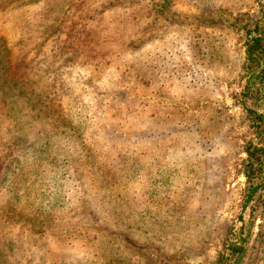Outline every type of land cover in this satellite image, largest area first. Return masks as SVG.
<instances>
[{"label": "rangeland", "instance_id": "obj_1", "mask_svg": "<svg viewBox=\"0 0 264 264\" xmlns=\"http://www.w3.org/2000/svg\"><path fill=\"white\" fill-rule=\"evenodd\" d=\"M240 15L264 0H0V264H264Z\"/></svg>", "mask_w": 264, "mask_h": 264}, {"label": "trees", "instance_id": "obj_2", "mask_svg": "<svg viewBox=\"0 0 264 264\" xmlns=\"http://www.w3.org/2000/svg\"><path fill=\"white\" fill-rule=\"evenodd\" d=\"M224 21L229 26L245 32V68L248 79L244 85L242 96L245 101L252 102L254 106L261 109L264 106V19L251 15H240L224 19ZM249 115L252 116L253 122L260 129V133L264 134V117L257 114L256 111L250 112ZM246 152L248 154L246 176L250 183L249 194L251 195L261 184H264V147L250 142ZM238 249V246L231 247V254L233 255Z\"/></svg>", "mask_w": 264, "mask_h": 264}]
</instances>
